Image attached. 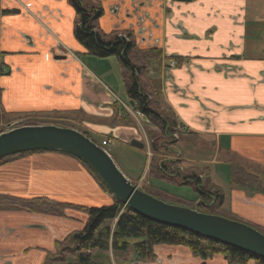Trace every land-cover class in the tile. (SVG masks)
<instances>
[{
	"label": "crops",
	"instance_id": "0c3cea01",
	"mask_svg": "<svg viewBox=\"0 0 264 264\" xmlns=\"http://www.w3.org/2000/svg\"><path fill=\"white\" fill-rule=\"evenodd\" d=\"M21 1L25 7L17 0H0V111L24 114L15 121H70L111 144L121 113L140 124L148 119L144 114L137 119L119 104L118 99L131 102L118 94L125 85L118 59L90 54L75 37L70 0ZM96 1L103 8L101 30L135 31L141 47L161 48L163 55L179 58L173 68H165V58L159 70L150 72H156L161 105L184 130L183 136L177 133L176 150L162 158L176 160L187 174L195 172L202 184L217 186L221 210L264 228V193L230 183L232 166L264 181V42L259 38L264 28H254L250 19L247 29L248 0ZM81 113L105 124L67 116ZM39 124L46 123L34 125ZM77 126L70 127L80 130ZM122 127L129 135L119 136L128 142L138 134ZM0 194L78 206L113 201L79 160L50 151L1 162ZM65 213L0 210V264H46L58 254L56 242L86 224L85 213L72 208ZM153 252L150 261L133 252L104 251L97 258L111 264H229L223 255L203 260L184 245L158 244Z\"/></svg>",
	"mask_w": 264,
	"mask_h": 264
},
{
	"label": "trees",
	"instance_id": "16d2710c",
	"mask_svg": "<svg viewBox=\"0 0 264 264\" xmlns=\"http://www.w3.org/2000/svg\"><path fill=\"white\" fill-rule=\"evenodd\" d=\"M70 2L76 12L75 37L90 54L97 57L114 56L118 59L122 68L127 97L133 101V108L142 111L152 123L153 127L149 130V137L154 144L151 148L152 152L168 154L170 143L178 140L175 134L181 129L178 127L174 113L161 105L160 89L154 84L150 72L153 68L159 70L165 58L167 60L179 58L163 55L161 48L141 47L133 31L127 30V35H125L115 32L106 33L101 30L99 19L103 14V8L98 1L70 0ZM20 115L24 114L0 111V123L10 122ZM118 121L124 124L133 123V120L126 118L118 119ZM53 122L55 121L49 120L39 123ZM2 131L0 130V133ZM82 132L90 137L86 131ZM44 151L58 152L47 149L29 150L0 158V163ZM58 153L79 160L93 175L103 192L111 196L113 201L98 206H78L67 202L52 201L45 197L25 199L0 194V210L65 216V211L72 208L87 215L86 224L82 230L72 232L63 240L56 242L58 254L51 257L46 264H111L97 258V254L104 251H112L114 255L133 252L137 259L150 261L155 258L153 250L158 244L184 245L203 260L214 255H223L229 264H247L250 260H255L256 264H264V259L231 245L211 240L184 228L157 223L145 218L113 196L100 176L85 161L69 153ZM175 161L153 156L149 164L151 181L142 189L170 203L196 206L198 209L204 205L211 209H221L223 195L217 186L210 183H207V186L202 184L203 180L198 178L195 172L181 175L183 172L174 167ZM231 169L230 183L232 185L264 193V181L262 183L258 175L238 166H232ZM175 176H180L181 180H173ZM153 180L173 182L176 185H190L200 200L194 199L193 204L196 202V205H191V203L189 205L179 196H167L165 195L167 191H159L160 189L153 186ZM206 195L211 197L207 198Z\"/></svg>",
	"mask_w": 264,
	"mask_h": 264
},
{
	"label": "water",
	"instance_id": "95a60500",
	"mask_svg": "<svg viewBox=\"0 0 264 264\" xmlns=\"http://www.w3.org/2000/svg\"><path fill=\"white\" fill-rule=\"evenodd\" d=\"M130 144L145 148V143L136 138L130 140ZM40 149L69 153L85 161L113 196L149 220L184 228L264 259L263 232L244 222L204 212L196 206L170 203L146 192L125 175L106 149L78 129L39 124L0 133V158Z\"/></svg>",
	"mask_w": 264,
	"mask_h": 264
},
{
	"label": "rangeland",
	"instance_id": "374dc122",
	"mask_svg": "<svg viewBox=\"0 0 264 264\" xmlns=\"http://www.w3.org/2000/svg\"><path fill=\"white\" fill-rule=\"evenodd\" d=\"M245 9L247 11V16H246V26L247 29H250V27H252V25L250 24V19L252 20V24L254 26V28H258L259 30H262L264 28V0H248ZM122 34V33H121ZM260 41L264 42V33H262L260 36ZM108 66H110V64L108 63ZM165 68H173L171 66H165ZM156 76V72L154 71V73H152L151 77L154 78V84L157 85V78ZM116 91V90H115ZM118 94L120 95L121 98H123L124 100H129L127 97V94L125 92V85H123L122 87H120V90H118ZM77 115V117H76ZM68 114V117H75L78 121L81 120V116L85 119V120H90L91 124H98V125H104L105 122L103 119H94L93 117H91L88 114L85 113H81V115L79 114ZM126 115H128L129 117H125ZM121 116L123 118L126 119H130L133 120V123H119L116 122L115 123V127H113V131L114 134L112 135L113 138L115 139V141L110 144L109 146H105L106 149H108V152L111 154V156L113 157L114 161L116 162V164L119 166V168L125 173V175H132L133 178H130L131 181H133V183H136V176L139 177V181H137V185L142 189L144 188L149 181H151L150 179V170H149V164L151 162V159L153 156H159V157H163L160 152L156 153V152H152L153 154L151 157L148 156L147 152L149 151L148 149L151 147V143H152V139L149 137V130H151V127H153L151 124V122L148 120L142 121V123L140 124L137 120L135 121L133 117H130L129 114L125 113L122 114ZM117 118V117H116ZM122 119V118H121ZM16 119L10 121V122H1L0 123V130H3L2 132L8 131L19 127V126H23V123H39L40 121L38 120H20V121H15ZM118 120V119H117ZM13 123L11 125V127H7V124ZM31 124V125H34ZM51 124H56V125H60V126H64V127H70L72 125H76L72 122H68V121H63V120H56L55 122L51 123ZM122 126H126V130L128 131L127 127L129 126V128L131 129H135L137 131V135H135L136 139H139L140 141L145 143V148L144 149H140L137 147H134L132 145H130V141L128 142L129 138H120L119 135H129V133H124L121 132L122 129H124V127ZM78 128H80V126H77ZM80 131H85L83 128H80ZM183 129H181L179 131V135L183 136ZM101 134V132H99ZM109 133V132H107ZM90 137L94 140L97 141V143L101 144L103 138L102 137H97L96 135H91L89 134ZM148 140H147V139ZM133 138H131L132 140ZM156 140H154L155 142ZM178 143V140L176 142H171L170 146L171 149L168 147V152H174L176 150V144ZM172 161V160H170ZM177 162H174V167L178 166L176 165ZM179 170V168H178ZM130 171V172H129ZM181 171V170H179ZM183 172V171H181ZM186 175L187 173L184 171L181 175ZM130 176V177H132ZM173 180H181L180 176H175L173 177ZM173 182H169V183H162L159 180H153V186L157 189H160L159 191L163 190V191H167L165 192L167 196H179L180 198L185 199V203L189 204L191 203V205H196V202L193 204V199H195L197 197V193L195 192V190L193 189V187H191L190 185L184 184V185H172ZM161 197H164L162 194H159ZM165 198V197H164ZM190 205V204H189ZM199 209L201 211L204 212H208V213H212L214 212V214L216 215H221L223 217H227L233 220H238L241 222H244L250 226H253L254 228L260 230L261 232L264 233V228L261 227L258 224H255L254 222H251L249 220H245L243 218H241L240 216L234 215L230 212L224 211V210H217V209H211L208 206H200ZM212 211V212H210ZM129 254L133 255L132 252H130Z\"/></svg>",
	"mask_w": 264,
	"mask_h": 264
},
{
	"label": "built area",
	"instance_id": "2783aa9c",
	"mask_svg": "<svg viewBox=\"0 0 264 264\" xmlns=\"http://www.w3.org/2000/svg\"><path fill=\"white\" fill-rule=\"evenodd\" d=\"M17 1L20 3V5L25 7V4L21 0H17ZM168 66H171V67L176 66V61L174 59L169 60ZM118 102H119V104H121L124 107V109H128L131 113H133L137 119L143 116V112L140 110H135L129 102L127 103V102L122 101L120 99H118ZM12 124L13 123H10V124H7L6 126L11 127ZM175 135H176V137H178L177 134H175ZM101 144L104 147L109 146L111 144V141L109 139H103ZM152 155L153 154L151 153V151H148V156L151 157Z\"/></svg>",
	"mask_w": 264,
	"mask_h": 264
},
{
	"label": "flooded vegetation",
	"instance_id": "af4514ba",
	"mask_svg": "<svg viewBox=\"0 0 264 264\" xmlns=\"http://www.w3.org/2000/svg\"><path fill=\"white\" fill-rule=\"evenodd\" d=\"M130 31H132V30H130ZM134 32H135V31H134ZM122 34H123V33H122ZM124 34H125V35H127V33H126V32H125ZM136 35H137V34H135V36H136Z\"/></svg>",
	"mask_w": 264,
	"mask_h": 264
}]
</instances>
